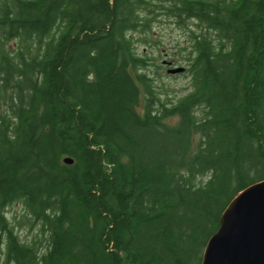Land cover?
<instances>
[{
    "label": "trees",
    "instance_id": "trees-1",
    "mask_svg": "<svg viewBox=\"0 0 264 264\" xmlns=\"http://www.w3.org/2000/svg\"><path fill=\"white\" fill-rule=\"evenodd\" d=\"M261 180L264 0H0V264H202Z\"/></svg>",
    "mask_w": 264,
    "mask_h": 264
},
{
    "label": "water",
    "instance_id": "water-1",
    "mask_svg": "<svg viewBox=\"0 0 264 264\" xmlns=\"http://www.w3.org/2000/svg\"><path fill=\"white\" fill-rule=\"evenodd\" d=\"M184 70L174 66L168 72ZM64 161L74 159L68 156ZM202 264H264V180L251 184L229 203L206 245Z\"/></svg>",
    "mask_w": 264,
    "mask_h": 264
},
{
    "label": "rangeland",
    "instance_id": "rangeland-1",
    "mask_svg": "<svg viewBox=\"0 0 264 264\" xmlns=\"http://www.w3.org/2000/svg\"><path fill=\"white\" fill-rule=\"evenodd\" d=\"M169 21L170 20L168 18L164 17L162 21H157L155 23L154 40L161 41L160 43L156 44L158 48L155 47V49L153 50V56L155 55L158 63H165V60H170L168 53H174V56L172 58H179L177 44H183L186 39L184 31L177 27L176 24H173ZM157 49L163 50V52L157 51ZM166 66L167 67L162 70L163 76L159 80V82H164L167 88L170 87L175 89L174 92H171L172 94L176 93L177 95H180L181 93H185L187 90H185L184 88L187 86L188 78L181 74V72L169 73L167 70L169 66ZM174 66H182V64L177 63V65H172L170 67ZM17 210L18 209L16 207H13L11 209L12 212H16ZM9 215H11V213H9Z\"/></svg>",
    "mask_w": 264,
    "mask_h": 264
}]
</instances>
